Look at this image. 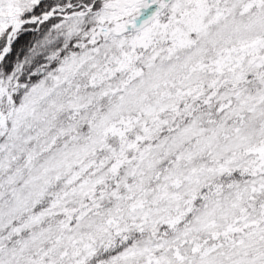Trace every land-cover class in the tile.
<instances>
[{"label": "snow or ice", "instance_id": "6c2138e0", "mask_svg": "<svg viewBox=\"0 0 264 264\" xmlns=\"http://www.w3.org/2000/svg\"><path fill=\"white\" fill-rule=\"evenodd\" d=\"M0 264H264V0H0Z\"/></svg>", "mask_w": 264, "mask_h": 264}]
</instances>
